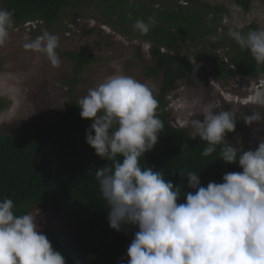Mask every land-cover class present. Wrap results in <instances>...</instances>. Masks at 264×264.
<instances>
[{"label": "trees", "instance_id": "trees-1", "mask_svg": "<svg viewBox=\"0 0 264 264\" xmlns=\"http://www.w3.org/2000/svg\"><path fill=\"white\" fill-rule=\"evenodd\" d=\"M0 4L13 14V28L39 21L38 30L51 31L64 13L93 8L104 24L151 43L156 65L145 64L144 68L147 76L162 77L156 99L163 128L154 148L140 158V165L161 171L166 180L179 186L178 203L186 202L184 192L195 191L188 187V172L198 173L205 187L209 182L222 183L225 173L242 172L238 161L227 163L221 159V145L210 155H203L207 142L176 126L168 111L167 97L179 80L201 82L200 68L189 58L209 64L213 76L224 85L237 75L264 79V64L258 65L250 51L229 36V28L224 25L227 8L201 0H0ZM236 5L248 13L252 0H237ZM149 18L154 26L146 35L134 30L135 21L147 23ZM252 30H256L253 25L239 31L246 34ZM213 36L217 37L215 41ZM223 46L228 48L219 57L217 49ZM65 54L73 65L67 107L48 122L0 132V201L12 199L17 215L51 207L69 220V229L49 227L42 231L65 257L66 264H127V248L138 229L129 225L117 231L109 225L108 205L95 172L113 167L114 162L102 159L86 142L93 121L81 117L79 94L74 92V80L97 57L83 52ZM5 108L0 98V111ZM248 115L251 113L235 116L236 124L244 123ZM232 133L227 134V141ZM244 150L250 149H237L238 155ZM116 159L122 161L123 157Z\"/></svg>", "mask_w": 264, "mask_h": 264}, {"label": "clouds", "instance_id": "clouds-1", "mask_svg": "<svg viewBox=\"0 0 264 264\" xmlns=\"http://www.w3.org/2000/svg\"><path fill=\"white\" fill-rule=\"evenodd\" d=\"M13 25V14L0 9V46L9 40ZM152 26L149 18L147 23L135 21L133 28L146 35ZM228 34L258 65L264 64V29L245 34L230 28ZM23 47L45 54L53 67L61 64L54 34L44 32ZM189 59L199 67L195 58ZM253 103L264 105V92L257 93ZM77 104L81 117L93 121L86 142L102 159L114 162L95 172L108 205L109 225L117 231L129 225L138 229L127 248V264H264V141L238 155L226 140L236 129L232 112L206 108L204 119L193 120L192 126L207 142L203 155L221 145V159L238 161L242 172L225 173L222 183L209 182L206 187L198 173L188 172V187L195 191L184 192L186 202L178 203L179 186L161 171L140 165L163 128L158 101L146 84L118 72L88 89ZM262 119L254 111L244 121L251 125ZM14 208L12 199L0 201V264H66L42 233L37 215H17Z\"/></svg>", "mask_w": 264, "mask_h": 264}, {"label": "rangeland", "instance_id": "rangeland-1", "mask_svg": "<svg viewBox=\"0 0 264 264\" xmlns=\"http://www.w3.org/2000/svg\"><path fill=\"white\" fill-rule=\"evenodd\" d=\"M201 1L227 8L229 12L224 25L229 29L242 30L252 25L256 30L264 29V0H252L248 13L237 8V0ZM0 9L6 10L1 4ZM36 25L12 27L9 29V40L0 46V98L6 103V108L0 111V132L10 133L48 122L67 107L71 99L70 80L73 78V65L65 54L67 52H83L97 57V61L74 80L78 100L87 94L88 89L118 72L146 84L157 97L162 77H149L144 68L145 64L156 65L150 53L151 43L104 24L95 16L93 8L64 13L51 31L46 28L38 30L34 28ZM223 31L220 29L219 33L223 34ZM44 32L59 38L56 49L61 60L59 67H53L45 54L23 47ZM227 48L217 49L218 56L222 57ZM186 52L183 51V54ZM195 60L200 68L201 82L191 84L179 80L176 89L167 97L171 121L176 126L197 136L192 121H202L206 108H212L217 113L230 111L234 116L255 111L264 117V105L253 103L255 95L264 92V79L252 80L237 75L224 85L213 76L209 64ZM261 141H264V119L251 125L245 122L236 124L228 142L237 149L255 150ZM33 215H37L41 231L49 227L70 228V221L57 215L51 207L37 208Z\"/></svg>", "mask_w": 264, "mask_h": 264}]
</instances>
